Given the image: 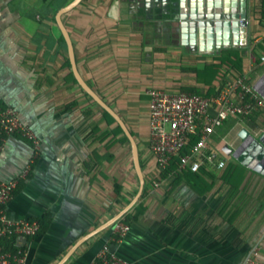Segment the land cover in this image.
<instances>
[{
  "label": "crops",
  "instance_id": "0c3cea01",
  "mask_svg": "<svg viewBox=\"0 0 264 264\" xmlns=\"http://www.w3.org/2000/svg\"><path fill=\"white\" fill-rule=\"evenodd\" d=\"M69 1L0 0V107L14 108L39 140L35 151L19 134L2 138L0 180L18 178L3 212L13 220L51 214L45 233L15 235L24 264H56L125 208L139 187L124 132L108 123L72 73L54 19ZM248 4L246 42L214 52L182 41L168 0H82L62 15L81 78L126 124L144 177L126 212L127 233L118 238L113 223L63 264H92L103 247L127 264H243L253 252L264 264V175L221 151L239 144L241 128L254 135L264 130V107L230 116L210 136V146L233 167L235 187L221 178L222 170L201 191L180 176L161 177L148 149L149 88L208 94L236 78L252 87L264 72V53L255 47L264 42V0ZM223 49L241 60V71L220 64ZM231 97L241 102L235 92ZM16 252L4 253L13 260Z\"/></svg>",
  "mask_w": 264,
  "mask_h": 264
},
{
  "label": "built area",
  "instance_id": "2783aa9c",
  "mask_svg": "<svg viewBox=\"0 0 264 264\" xmlns=\"http://www.w3.org/2000/svg\"><path fill=\"white\" fill-rule=\"evenodd\" d=\"M260 61H264V55L260 56ZM232 92L236 93L241 102L232 99ZM146 94L149 110L148 149L159 170H164L170 162H174L172 174L183 170L196 172L200 168L222 170L226 161L210 146V136L230 116H247L254 109L264 107V98L242 78L228 82L211 97L185 90L170 91L161 87L149 88ZM0 130L5 135H21L31 142L35 151L38 150L37 136L23 123L14 108L0 107ZM192 137H196L193 142ZM183 150L186 151L182 152ZM27 172L28 166L22 170L20 177ZM17 183L18 178L0 180V237L35 236L39 229L36 220H13L3 212V206L11 198ZM129 228V224L121 219L113 224L118 238L124 236ZM252 254L254 256L255 252L243 264H262ZM0 264H24L22 250L16 252L13 260L9 254L0 252ZM92 264L127 263L103 247Z\"/></svg>",
  "mask_w": 264,
  "mask_h": 264
},
{
  "label": "water",
  "instance_id": "95a60500",
  "mask_svg": "<svg viewBox=\"0 0 264 264\" xmlns=\"http://www.w3.org/2000/svg\"><path fill=\"white\" fill-rule=\"evenodd\" d=\"M81 1L71 0L60 7L55 12L54 19L65 40L68 59L75 80L101 108L114 118L126 135L130 143L133 166L139 180V187L135 196L125 208L77 240L56 264H63L80 243L122 218L139 198L144 186V177L134 137L120 116L87 85L77 70L72 41L63 24L62 15L77 6ZM168 2L170 6L167 14L178 22L177 31L180 38L183 42H189L193 48L199 51L214 52L222 48L242 46L248 39V0H168ZM225 37H228V40L222 43L221 40ZM252 88L264 98V72L254 82ZM238 137L240 139L239 144L234 148L224 145L221 149L222 153L234 158L243 166L264 175V130L260 134L254 135L246 128H241L238 131Z\"/></svg>",
  "mask_w": 264,
  "mask_h": 264
},
{
  "label": "trees",
  "instance_id": "16d2710c",
  "mask_svg": "<svg viewBox=\"0 0 264 264\" xmlns=\"http://www.w3.org/2000/svg\"><path fill=\"white\" fill-rule=\"evenodd\" d=\"M173 9V7H172ZM255 47L260 50L261 52L264 53V42L263 43H257ZM222 63H230L232 66L235 67L237 71H241V60L236 57L232 58L229 55V50L228 49H223L221 50V58H220V64ZM200 72H197V75L200 76ZM200 79V78H199ZM220 88L216 89L215 91L209 92L208 94H202L206 97H211L215 94L218 93ZM185 91H190L194 93H200L196 90L193 89H186ZM201 94V93H200ZM103 116L107 119L109 124L115 123L116 124V130L119 132H122L121 127L118 125V123L114 120V118L106 111L103 109ZM5 136L0 130V143L2 138ZM124 138H127L125 134H123ZM196 139V137H192L191 142H193ZM186 150H183L182 152H185ZM174 161H176V158H174ZM175 167L174 162H170V165L167 166L164 170L161 171V177H165L169 174H172V168ZM214 169L212 168H200L196 172H191L189 170H183L177 172L176 176H180L184 181L189 183L193 189L196 191H201L203 188H210L213 183V178H214ZM235 177V172L233 171V167L229 164L226 163V166L222 169L221 173V178L229 183L231 187H235L236 181H233ZM144 193V191H143ZM137 212H140L138 208H136ZM122 221L126 222L128 221V214H124L123 217L121 218ZM36 221L39 223V229L36 232V235H41L46 232L48 229L49 223L51 221V214L49 212L43 214L41 217L36 218ZM15 235H6L3 237H0V252H11L14 253L18 250V247L15 244Z\"/></svg>",
  "mask_w": 264,
  "mask_h": 264
},
{
  "label": "bare ground",
  "instance_id": "6f19581e",
  "mask_svg": "<svg viewBox=\"0 0 264 264\" xmlns=\"http://www.w3.org/2000/svg\"><path fill=\"white\" fill-rule=\"evenodd\" d=\"M227 40H228V37H225V38H223L222 40H221V42L223 43V42H227Z\"/></svg>",
  "mask_w": 264,
  "mask_h": 264
}]
</instances>
